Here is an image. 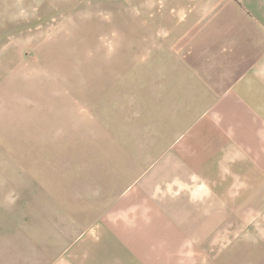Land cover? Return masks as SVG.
Returning a JSON list of instances; mask_svg holds the SVG:
<instances>
[{
  "label": "crops",
  "instance_id": "crops-1",
  "mask_svg": "<svg viewBox=\"0 0 264 264\" xmlns=\"http://www.w3.org/2000/svg\"><path fill=\"white\" fill-rule=\"evenodd\" d=\"M138 27L90 171L38 212L0 190V264H264V0H140Z\"/></svg>",
  "mask_w": 264,
  "mask_h": 264
},
{
  "label": "rangeland",
  "instance_id": "rangeland-1",
  "mask_svg": "<svg viewBox=\"0 0 264 264\" xmlns=\"http://www.w3.org/2000/svg\"><path fill=\"white\" fill-rule=\"evenodd\" d=\"M139 2L0 0L4 204L41 211L43 189L90 171L86 161L107 139V117H122L121 101L109 110V95L121 99L137 83Z\"/></svg>",
  "mask_w": 264,
  "mask_h": 264
}]
</instances>
